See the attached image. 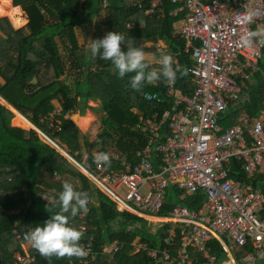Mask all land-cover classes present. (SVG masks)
<instances>
[{"label": "trees", "instance_id": "1", "mask_svg": "<svg viewBox=\"0 0 264 264\" xmlns=\"http://www.w3.org/2000/svg\"><path fill=\"white\" fill-rule=\"evenodd\" d=\"M102 1L84 0L78 7L75 0H13V6L20 7L26 15L27 23L14 29L7 18H0V264H12L15 255L22 252V243H27L25 234L37 226L42 227L50 215L59 213L56 200L64 182L89 196L86 220L93 229L95 253L89 264H107L108 256L103 248L113 241L125 247L137 242L154 248L155 240H159L158 247H163L165 228L148 232L146 222L119 212L115 204L61 154L83 165L85 152L95 148L102 152L111 150L133 162L134 151L142 149L148 139L137 126L139 116L150 118L156 114L161 118L173 106L171 98H165L168 86L163 79L144 84L140 91H135L129 82L133 74L120 78L110 61L99 57L92 60L90 48L79 43L81 37L87 38L91 24L93 41L103 39L109 32H117L148 54L155 53L156 48L147 47V43L163 41L175 53L173 67L178 64L188 70L193 65L191 56L184 52L185 41L177 32L181 17L169 16L173 6L168 1L165 0L163 7L152 16H145L143 10L137 8L136 0H106V8H102ZM97 16L100 21L95 22ZM128 24L132 28H127ZM121 50L126 52L127 45L122 43ZM259 65L264 72L263 59ZM253 78L240 83L242 93L248 91L251 100L239 103L240 100L235 107L250 116L258 113L264 97V82L259 75ZM173 85L178 94H192L188 71L185 76L177 73ZM141 92L157 94L162 102L148 103L140 97ZM60 94L63 102L58 100ZM91 99L99 101V110L104 113L93 139H89L88 130L83 134L70 121H65L67 127L63 129L52 120L51 101L58 100L60 115H82ZM10 108L18 114L17 118L13 119ZM50 120L54 127H50ZM21 125L34 126L55 146L34 129L16 127ZM232 165L236 178L241 179L239 165ZM255 182L256 186H264L262 179ZM43 196H48L49 201ZM176 196L166 194L161 215L166 216L174 207L172 201ZM198 202V198L192 197L182 203ZM78 215L69 216V226L77 227ZM14 230L20 239L16 238ZM29 250L36 253L34 264H69L68 257L48 260L35 249ZM152 262L147 252L142 251L128 257L126 264Z\"/></svg>", "mask_w": 264, "mask_h": 264}, {"label": "built area", "instance_id": "2", "mask_svg": "<svg viewBox=\"0 0 264 264\" xmlns=\"http://www.w3.org/2000/svg\"><path fill=\"white\" fill-rule=\"evenodd\" d=\"M75 1L78 7L84 2ZM164 1L136 0V5L145 16H152ZM166 1L173 6L169 16L181 17L177 32L193 61L188 68L192 94H178L173 83H167L165 97L173 98L172 109L161 118L139 116L137 126L148 139L134 151L133 162L106 150L110 165L97 167L93 157L102 151L95 148L84 154L83 165L67 158L119 211L167 228L162 248L141 246L154 264H218L214 254L218 248L226 256L223 264H264V194L254 186L256 179H264V97L255 116L235 111L242 96L240 83L255 74L264 82L259 66L264 48L254 52L239 43L242 34L264 25V0ZM106 7L103 0L102 8ZM249 10L255 15L245 23L238 17ZM140 97L148 103L162 102L154 93L141 92ZM37 133L55 146L41 131ZM233 163L239 165L241 179L230 176L235 174ZM142 187H147L145 194ZM171 187L180 191L182 200L203 196L204 202L197 210L178 204L163 216L160 212ZM89 204L90 200L88 212L78 215L76 227L83 232L80 244L88 255L73 257L69 264L94 260V236L86 220ZM25 244L12 264L35 263L36 253L29 250L31 246L25 250ZM123 246L113 241L103 252L116 255ZM190 250L198 256L195 262Z\"/></svg>", "mask_w": 264, "mask_h": 264}, {"label": "clouds", "instance_id": "3", "mask_svg": "<svg viewBox=\"0 0 264 264\" xmlns=\"http://www.w3.org/2000/svg\"><path fill=\"white\" fill-rule=\"evenodd\" d=\"M254 15L255 13L249 10L238 18H242L245 23H251ZM122 43L127 45L126 52L121 50ZM239 43L247 49L259 52L264 48V25H257L255 30L242 34ZM89 48L92 60L99 57L110 61L120 78L133 74L129 82L135 91H140L144 84L151 85L161 79L165 83H174L177 73L181 76L187 75V69H182L178 64L173 67L175 61L170 54L162 55L158 60L153 55L152 59L159 68H150L148 57L151 54L146 53L142 47H134L133 41L127 40L117 32H109L103 39L89 41ZM93 162L97 167L110 165V157L107 153L98 152L94 154ZM43 198L49 201L48 196ZM88 200L87 192L74 190L71 183L64 182L56 200L60 207L59 213L50 215L42 227L37 226L29 230L24 236L25 241L48 260L52 257L85 258L88 251L80 244L83 232L69 226V216L75 218L80 213L86 214Z\"/></svg>", "mask_w": 264, "mask_h": 264}, {"label": "crops", "instance_id": "4", "mask_svg": "<svg viewBox=\"0 0 264 264\" xmlns=\"http://www.w3.org/2000/svg\"><path fill=\"white\" fill-rule=\"evenodd\" d=\"M11 5L13 6V0H11ZM14 7V6H13ZM19 9H20V11L22 12V10H21V8L20 7H18ZM22 14H23V16H24V19H25V23L24 24H26L27 23V17H26V15L22 12ZM2 18H6V17H2ZM8 19V18H7ZM9 20V19H8ZM10 21V20H9ZM11 23V22H10ZM11 25H12V27L15 29V27L13 26V24L11 23ZM23 26V25H22ZM179 25L177 24V27H178ZM146 46L147 47H150V46H153V47H155L156 48V52L155 53H149V54H151L150 55V57H151V59H152V56L154 55L155 56V58L158 60L159 59V57L160 56H162V55H165V54H170V55H172V57H173V59L175 58V53H172L169 49H168V47H167V45L163 42V41H157V42H153V43H147L146 44ZM263 51H264V49L262 50V53H263ZM263 57L261 56V59H262ZM260 59V60H261ZM259 60V61H260ZM155 61V60H154ZM148 62H149V64H150V67L151 68H159V65L157 64V63H155V64H152V62H150V59L148 58ZM260 66V65H259ZM260 69H261V67H260ZM262 70V69H261ZM255 75H259V74H255ZM255 75L253 76L254 78H255ZM253 78V79H254ZM175 90V89H174ZM166 99H170V98H167V97H165ZM242 98H245L246 100H248V102H249V100H251V97H248L247 95L245 96L244 95V93H242V96H241V101H242ZM171 100L173 101V98H171ZM58 102V101H57ZM59 104V103H58ZM96 111H97V109H93V110H86L82 115H80V114H78V116L79 117H89V119H90V122H89V125L88 126H90V123L95 119V113H96ZM97 112H99V111H97ZM166 112V111H165ZM164 112V113H165ZM163 113V114H164ZM68 115H65V116H63V115H60L59 113L58 114H54V116H51L52 117V120L54 121V122H56L57 124H61L64 128L65 127H67V124L65 123V121L67 122V120H66V117H67ZM230 120H231V118H229V119H225L224 120V123H228V122H230ZM61 122V123H60ZM78 128H79V130L83 133V134H85V132L84 131H82L83 129L80 127V126H77ZM234 171V170H233ZM235 172V171H234ZM230 176H232L234 179H237L236 178V172H235V174H230ZM263 180V184H264V179H262ZM256 184H257V182H255L254 183V185H255V187H258V188H260L261 189V191H262V193L264 194V192H263V189L262 188H264V186L263 187H260V186H256ZM175 192H176V194H175ZM166 193H168V196H176L175 197V200L174 201H172V203H174V206H176V205H178V204H183V205H185V206H187L188 208H190V209H193V210H197L199 207H200V205L204 202V198H203V196H188V197H186L184 200H186V199H188V198H198V200H199V202L198 203H196V204H185V203H182V202H184V200H182V199H180L179 198V195H180V191H178L175 187L173 188V187H171V188H169L168 190H167V192ZM175 194V195H174ZM178 198V199H177ZM178 203V204H177ZM117 209V208H116ZM118 210V209H117ZM119 211V210H118ZM119 212H121V211H119ZM121 213H123V212H121ZM132 216H134V215H132ZM134 217H136V216H134ZM137 218H139V217H137ZM139 219H141V218H139ZM141 220H143V219H141ZM144 221V220H143ZM144 222H146V228H148V232H156V231H158V229L159 228H157L156 226H154L155 224L154 223H150V222H147V221H144ZM167 229V228H166ZM166 229H165V232H166ZM93 230V229H92ZM160 230V229H159ZM156 241V247H158V245L160 244L159 242V240H155ZM28 248H29V244L28 243H26L25 244ZM24 245V246H25ZM142 245H146L147 246V244H145V243H137V242H134V243H132L131 245H128V247H125V246H123V248L120 250V252L118 253V254H116V255H107V256H109V258L110 259H107V260H105L106 262H107V264H126V262H127V259H128V257H130V256H134V255H136V254H138V253H140V252H142V251H144L142 248H141V246ZM209 247H212V245L211 244H209ZM172 248H173V246H172ZM171 249V248H170ZM125 250H127V252H125ZM171 251H173V250H171ZM214 254L215 255H217V259H218V264H223L225 261H226V256H225V254L224 253H222L221 251H220V249L218 248V251L216 250V251H214ZM221 257H223V259L219 262V259L221 258ZM191 258H192V261L193 262H195L197 259H198V256L194 253V252H192V254H191ZM89 263H92V261H90ZM88 263V264H89ZM151 264H154V262H152ZM159 264H163V263H159Z\"/></svg>", "mask_w": 264, "mask_h": 264}, {"label": "rangeland", "instance_id": "5", "mask_svg": "<svg viewBox=\"0 0 264 264\" xmlns=\"http://www.w3.org/2000/svg\"><path fill=\"white\" fill-rule=\"evenodd\" d=\"M8 13V11H5V14H3L4 16H2V15H0V18H2V17H6V18H8L9 20L11 19L10 17H8V15H7V13ZM11 21V20H10ZM94 21L96 22V21H100V17L99 16H97L95 19H94ZM25 25V24H24ZM23 25V26H24ZM179 25V24H178ZM14 26V25H13ZM23 26H19V27H15V29H19V28H21V27H23ZM93 41V24H91L90 25V28H89V32H88V35H87V38L84 40L82 37L79 39V43H80V45H82V44H84V45H82V46H85V48L86 49H88L89 48V41ZM62 49V48H61ZM262 59H263V63H264V52L262 53ZM149 59H150V62H152V64H155L156 63V61H154L153 59H151V57H150V55H149V57H148ZM67 83H69V81L67 82ZM249 88V87H248ZM250 91H251V89H249ZM245 94L247 95V94H249V92L248 91H245ZM244 94V95H245ZM245 95V96H246ZM256 96H254V98H255ZM59 102H63L64 101V99H63V97L61 96V94L59 95ZM58 100H53V101H51V103H50V107H52L53 108V110H51L52 112L50 113V115L51 116H54V114H58V111L60 110V107H59V104H58ZM246 99L245 98H242V101H240L239 103H243L244 101H245ZM239 103H238V105H239ZM88 106L89 107H87L85 110H84V112L86 111V110H90L91 111V109L93 110V109H97V111H99V112H97L96 111V113H95V119L90 123V126H86L85 128H82L83 130L82 131H84L85 133L87 132V130L90 132V136H89V133H88V135H87V137L89 136V139H93L95 136H96V134H97V130L99 129V126H100V118L101 117H103L104 116V113L102 112V111H100L99 110V101L98 100H95V99H91V100H89L88 101ZM242 109H238V108H235V111H241ZM14 114V118L13 119H15V118H17L18 117V114L17 113H13ZM63 116H65V115H63ZM52 118V117H51ZM76 118H83V117H79L78 116V113H75V114H70V115H68L67 117H66V120H67V122H71V123H73L75 126H78L74 121H73V119H75L76 120ZM231 118V117H230ZM13 119H12V121H13ZM23 119L24 120H26L24 117H23ZM12 121H11V124H12ZM61 123V122H60ZM62 124V123H61ZM13 125V124H12ZM13 126H15V125H13ZM16 127H20V128H22L23 126L21 125V126H16ZM61 127H63V126H61ZM24 129H27V128H29V127H23ZM63 129H64V127H63ZM88 150H90V149H88ZM86 153V152H85ZM61 154L62 155H64L62 152H61ZM65 156V155H64ZM71 161V160H70ZM71 163L74 165V167L75 168H77L78 166L75 164V163H73L72 161H71ZM146 190H147V187H142L141 188V193L142 194H145V192H146ZM178 199V198H177ZM174 200H175V198H174ZM178 204V203H177ZM24 248H25V250H27L28 249V247L25 245V246H23ZM108 259H110L109 258V256H108ZM129 264V263H128Z\"/></svg>", "mask_w": 264, "mask_h": 264}, {"label": "bare ground", "instance_id": "6", "mask_svg": "<svg viewBox=\"0 0 264 264\" xmlns=\"http://www.w3.org/2000/svg\"><path fill=\"white\" fill-rule=\"evenodd\" d=\"M5 11H8V13L7 12L6 13L8 17L11 18L10 22L15 27L24 25L25 19L22 12L18 7H13L11 5V0H0V15L4 16L3 14H5ZM73 121L81 128H85L89 124L90 119L89 117H83V118H76V120L73 119Z\"/></svg>", "mask_w": 264, "mask_h": 264}, {"label": "water", "instance_id": "7", "mask_svg": "<svg viewBox=\"0 0 264 264\" xmlns=\"http://www.w3.org/2000/svg\"><path fill=\"white\" fill-rule=\"evenodd\" d=\"M10 110L12 111L13 109L12 108H10ZM13 112V111H12ZM14 113V112H13ZM27 129H34V130H36L37 131V129L34 127V126H31V127H29V128H27ZM63 153V152H62ZM66 157H67V155L65 154V153H63ZM223 259V257H221L220 259H219V262L221 261Z\"/></svg>", "mask_w": 264, "mask_h": 264}]
</instances>
